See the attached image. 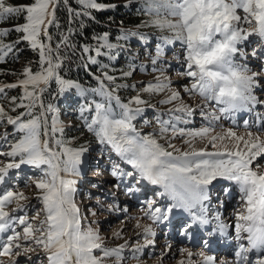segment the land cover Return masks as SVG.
I'll return each instance as SVG.
<instances>
[{"label":"snow or ice","instance_id":"6c2138e0","mask_svg":"<svg viewBox=\"0 0 264 264\" xmlns=\"http://www.w3.org/2000/svg\"><path fill=\"white\" fill-rule=\"evenodd\" d=\"M140 2L143 6L140 11L150 17L144 26L166 30L169 35L159 37L156 54L151 57L152 71L157 73L154 80L144 84L125 102L118 94L119 89H135L136 85L116 81L133 76L137 70L146 71L143 65L137 67L130 61L128 70H121L119 77L105 71L108 65H101L100 74L95 77L97 87L85 88L77 81L65 79L57 72L63 59L58 53L61 46L68 47V36L61 34L60 43L55 48L41 39L43 36L51 40L49 26L56 24L57 0H32L20 5L0 0V21L24 20L12 28L0 29V62L9 57L17 59L21 51L18 45L22 42H27L39 54L37 70L33 71V62L29 61L20 74L23 78L16 83L0 84V94L6 89L21 87L23 94L16 107L25 109L12 116L0 105V123L13 126V133L5 131L0 134V146L7 145L8 148L0 151V156L11 158L10 162L0 163V185L9 181L11 170H19L22 165L30 166L38 173V178L29 177L24 185L25 188H35L34 196L14 190L18 187L15 184L0 191V258H7L0 259V264H19L20 257H25L28 264H126V250L140 264V255L155 245L156 228L170 223L177 210L187 218L179 228V235L187 236L193 226L203 227L213 220L216 227L208 233L209 238L216 233L223 235L229 225L221 221L218 213L214 217L208 214L211 187L217 180H224L236 188L240 204L235 213V261H222L221 264H264V171L259 170V165L253 168L258 158H264V116L258 117L260 123L255 132L249 130L238 135L231 128L223 133L214 130V125L222 117H234L237 112L264 106V100L254 94L258 74L251 72L247 63L249 56L264 63L261 54L264 50V0ZM63 3L70 20L92 17L94 11L117 7L98 0H74L77 7H72L70 0H63ZM80 27H84L83 23ZM13 31L20 34L18 39L4 43L3 38ZM253 36L260 43L249 53L241 45ZM130 37L147 40L143 33L121 28L116 43L110 42L109 33L105 32L94 37L98 47L84 45L82 52L108 55L102 49H123L119 41H127ZM175 41L181 43L184 54L183 71L179 75L190 81L183 86V91L199 98L196 108L184 103L180 91L172 88L165 67H157L164 55V47ZM71 47L75 50L76 45ZM237 57L245 62L238 63ZM87 60L97 63L93 55H87ZM50 81L57 86L53 95L60 96L75 89L82 98V103L74 111L79 113L80 127L101 147V155L107 154L110 175L118 181L131 178L136 182V186L126 188L125 194L132 195L139 190V185L147 183L158 186L157 195L166 200L164 205L147 202L143 215L151 221L149 224H141L139 217H131L136 221L133 226L136 231L123 243L106 246V237L100 235V228L92 227L98 221H87L85 226L87 217L82 214L75 197L83 157L89 147L87 144L72 147L76 138L65 136V126L54 115L57 109L51 103L45 107L42 102L41 94L47 91ZM145 93H168L158 103L172 105L156 112L155 127L150 132H142L136 124L145 111L142 105L155 107L142 99ZM89 96L93 98L89 99ZM16 100L17 97L11 98L12 103ZM37 108L39 110L35 111ZM197 109L208 121L207 125L198 129L180 127V124L189 123L187 118L192 117ZM49 113H53L50 124ZM149 123L144 120L145 125ZM177 138L187 146L184 150L171 143ZM197 140L204 146L196 147ZM101 174L98 169L96 175ZM16 175H20L19 171ZM224 191L229 194L230 188ZM33 199L37 204L31 203ZM13 204L15 206L10 207ZM97 204L98 210H105L99 198ZM33 210L34 214L29 215ZM106 211L126 212L127 209L122 210L113 203L107 205ZM96 214L97 211L91 212L93 216ZM123 232L122 223V227L112 233V239H122ZM133 238L136 243H131ZM209 243L210 240H205V247ZM170 250L171 245L166 246L161 257ZM185 251L180 249L181 253ZM253 251L256 252L255 259L249 256ZM187 256L191 259L193 253L187 251ZM199 256L201 260L193 264H214L212 255L201 252ZM180 264L184 262L180 261Z\"/></svg>","mask_w":264,"mask_h":264},{"label":"rangeland","instance_id":"374dc122","mask_svg":"<svg viewBox=\"0 0 264 264\" xmlns=\"http://www.w3.org/2000/svg\"><path fill=\"white\" fill-rule=\"evenodd\" d=\"M59 0H57L58 2ZM118 1V0H117ZM8 3L13 5L20 4H28L30 2H21L19 4L13 3V0H7ZM119 3L125 4L127 6L126 11H124V15L136 14V18L139 19V23L136 27L133 25L127 26L124 22H119L118 25H115L119 32H117V36L120 34V29H127L131 31H137L139 33H143L146 37V41H141L139 37H130L127 41L120 40L121 45H123V49H115L119 52V55L114 59V66H117V70L115 73L108 72L110 75H114L119 77L121 70H128V64L130 61L134 62V64L139 67L143 65L146 71L137 70L133 76L126 79H117L116 83L118 84H126L132 85L135 84L136 88L133 89L131 87H125L119 89L118 94L120 95L122 101H127L131 98V96L136 95V92L139 88L143 87L149 81L154 80V76L157 73L152 71L151 65V57L155 56V46L160 42L159 37L169 35V33L165 31H161L156 29L155 27L148 25L144 26V22L150 19V17L144 15L140 9L143 7L140 0H121ZM19 20V19H18ZM13 22V23H11ZM24 23L23 18L20 21L17 19H11L7 21H0V29L12 28L17 23ZM20 34L16 32H10L9 35L5 36L4 43H11L18 39ZM11 36V37H10ZM8 37V38H7ZM10 37V38H9ZM42 39V37H41ZM42 42L48 44L49 46L55 48L51 43V40L42 39ZM126 42V44L124 43ZM60 43V42H59ZM58 43V44H59ZM259 40L257 37H250L247 43L241 45L247 52H251L253 48H257L259 45ZM21 51L18 54L17 59H13L9 57L6 61L0 62V64H5L6 66L2 68L0 71V84H10L16 83L19 78H23L20 74L25 66L28 65L29 61H32V69L33 71L38 69L37 61L39 60V54L36 51H33L27 44V42H22L18 45ZM63 49V46L60 47L59 51ZM261 54L264 55V50L261 51ZM60 55V54H59ZM183 49L181 43L179 41H175L170 45H166L164 47V55L160 57L159 63L157 67L164 66L165 67V75L172 81V88L179 90L181 93V98L184 103L189 104L193 108H196V105L199 103V98L189 96L187 93L183 91V86L190 83V81L186 78H183L179 75L181 71H183L182 61H183ZM238 63L245 62L241 58L237 57ZM248 67L251 72H255L258 74L257 76V86L254 89V94L260 99L264 100V63L259 59H254L251 56L247 59ZM60 68L64 69L66 65H63L62 60L60 61ZM1 69V67H0ZM59 69H57V72ZM106 71V70H105ZM15 73V74H11ZM61 75V73H59ZM99 74H95V77ZM62 76V75H61ZM68 79V78H65ZM73 80V79H70ZM96 80V79H95ZM75 81V80H74ZM81 84V83H80ZM85 88L97 87L98 81L92 82L88 80L86 84H81ZM57 86L54 81H50L47 86V91L42 93V102L45 107L48 103H51L57 109L56 115L59 121L65 126V136L66 137H75L76 139L72 143V147H80L81 145L87 144L89 147V151L83 157V164L81 166V177L77 180V194H76V202L80 206L82 214L87 217L85 221V226H87V221H98V224H93L92 227L100 228V235L102 237H106L105 244L106 246H115L116 244L123 243L125 239H129L133 236V233L136 231L134 229V224L136 223L135 219H130L131 217H139L141 220V224H149L151 221L147 220L143 213L145 209H147L148 201H155L157 205H164L166 200L165 198H161L157 195L160 189L158 187H151L145 189L144 185L141 184L138 186L139 190L134 192L132 195H126V188L136 186V182L131 180V178H125L123 181H118L116 178L110 175V164L109 158L107 154L101 155V147L96 144L94 138L88 133L85 129L80 127L82 123L79 119V113L74 111V109L78 108L80 103H82V98L77 95L75 89H70L66 93L60 96H55L53 93H56ZM23 94V89L21 87L6 89L5 93L0 94V105L4 106L6 111H8L9 115L16 116L20 112L25 111L23 107H16V104L20 103L19 97ZM168 93H161L155 95L142 94V99L147 100L149 104L155 105V107H145V111L142 114V117H138L136 124L137 127L142 132H150L153 127H155L154 116L157 111H164L172 105H161L158 103L159 100L163 99ZM12 97H17L15 103L11 102ZM93 97L89 96V99ZM27 103V100L24 101ZM179 103V101H177ZM135 106V105H133ZM12 108H15V111H11ZM37 108L35 111H38ZM252 115L250 113H242V116L238 117H222L216 124L214 125V130L217 133H223L226 129L231 128L238 135L240 132L245 134L247 131L251 130L255 132L257 127H255L257 123L256 117L264 116V106H256L252 111ZM258 115V116H257ZM53 113H49L47 119L49 124L51 123ZM167 119V117H164ZM22 119H26L23 117ZM189 123L180 124V127H184L186 129H198L205 125H207L208 121L205 120L201 115L199 109L195 111V114L192 117L187 118ZM144 120L150 121L148 125L144 124ZM232 120H236V125H231L230 122ZM250 120L248 123L251 125H245V121ZM259 122V121H258ZM5 131L8 133H13V126L7 125L6 123H0V134H3ZM59 135V134H57ZM11 139V137H10ZM161 143H165V140H161ZM171 143L175 144L177 147L184 150L187 146L182 143L180 138L173 139ZM230 145V142H227ZM196 147H203L204 145L197 140ZM7 145L0 146V151H7ZM211 150V149H209ZM115 159V157H113ZM11 158L0 156V163L10 162ZM259 165V170L264 171V158H258L256 162L253 164V168ZM102 172L101 175H96L97 170ZM19 171L20 175L17 176L16 172ZM29 177L33 179L38 178V173L32 169L30 166L22 165L19 170H11V177L9 181L0 185V191L6 190L9 187H12L13 184L18 185L14 190L24 191L28 196H34L35 188L29 187L25 188V182ZM96 184L98 187H93ZM119 185V187H117ZM231 188L229 195L225 194L224 189ZM100 199L104 204L105 210H98L99 205L97 204V199ZM163 201V202H162ZM221 202H223L221 204ZM33 205L37 204V201L34 199L31 201ZM116 204L120 209H127V211L120 212H108L106 211L108 204ZM15 205H11L10 207H14ZM221 206V207H220ZM240 207L239 204V194L236 188L230 185L228 182L224 180H217L213 183L211 187V200L208 204V211L211 213H220L219 216L223 222L230 223L228 217L232 215L231 218H235V210ZM212 210V211H211ZM215 210V211H214ZM218 210V211H217ZM92 211H97L95 216L91 215ZM34 214V210L29 213V215ZM226 214V215H225ZM230 214V215H229ZM214 214H212L213 216ZM225 219V220H224ZM181 220H183L181 222ZM180 222L173 231L176 234V238L172 242H167L172 238L171 235H168V225L167 223L161 224L156 228L157 235L155 239V245L153 247H149L147 249V253H152L151 255L147 253H142L139 257L140 264H180L181 259L184 258L186 251L181 253L180 249H190L193 247H200V240L202 238V234H199L198 242L195 245H190V239L187 236L179 235L180 226L187 222V219L181 218ZM233 222V221H232ZM123 223L124 232L122 239H112V233L121 228ZM230 233H232L233 225H230ZM211 229V224L208 226L209 232ZM168 235V236H167ZM167 236V237H166ZM164 238V239H163ZM166 239V240H165ZM173 239V238H172ZM131 243H136V240L133 238ZM169 244H172L173 249L171 251L165 253L163 257H161V253L164 251L165 247ZM180 246V247H179ZM191 246V247H190ZM99 254V253H97ZM126 255L128 259L126 264H137L136 259L131 257V253L126 250ZM228 256L233 258V254L229 253ZM7 260L6 257L0 258ZM19 264H28V261L25 257H20ZM38 264V262H37ZM186 264V262H184ZM193 264V263H192Z\"/></svg>","mask_w":264,"mask_h":264},{"label":"trees","instance_id":"16d2710c","mask_svg":"<svg viewBox=\"0 0 264 264\" xmlns=\"http://www.w3.org/2000/svg\"><path fill=\"white\" fill-rule=\"evenodd\" d=\"M31 0H13V3L19 4L21 2H30ZM121 1V0H118ZM117 0H98L100 3L104 4H115V8H106L102 11H94L92 17H79L75 20L69 19V13L65 7L63 0L58 1V8L55 12L56 24L49 26V34L51 36V43L56 46L61 39V34L68 36V47H64L58 54H60L63 59V65H66L64 69L59 68V73H61L63 78L73 79L81 84H86L88 80L96 82L94 79L95 74H100L98 71L101 65H108L105 69L106 71L115 73L117 66H114V59L110 57H116L119 55L117 50H107L102 49V52H108V55H97L95 51L88 54L82 52V46L90 45L93 48L98 47L97 41L94 39L96 35H102L105 32L109 33L110 42H117V32H119L115 25L119 22H124L125 25L134 27L139 23V19L136 18V14L124 15L127 6L125 4L119 3ZM72 7H77L74 0H70ZM20 18L17 21L21 22ZM13 23V22H11ZM17 23V22H15ZM83 23L84 27L81 28L80 25ZM71 29V32H69ZM11 37V36H10ZM9 37V38H10ZM8 38V37H7ZM42 39L46 40L42 36ZM120 43V41H119ZM126 44V42H124ZM76 45L75 50L71 47ZM87 55L96 56L97 63L92 64L87 60ZM87 65V67H85ZM5 64H0V71Z\"/></svg>","mask_w":264,"mask_h":264},{"label":"bare ground","instance_id":"6f19581e","mask_svg":"<svg viewBox=\"0 0 264 264\" xmlns=\"http://www.w3.org/2000/svg\"><path fill=\"white\" fill-rule=\"evenodd\" d=\"M258 88V86H257ZM264 95V94H263ZM250 113V116L252 115V112L251 111H241V112H237L235 113L234 117H238V116H242V113ZM258 116V115H257ZM256 120H257V123L255 125L256 126H259V123L260 121L258 120V117H256ZM250 120H248L249 122ZM259 121V122H258ZM230 124L232 125H236V120H232L230 122ZM246 125V124H245ZM248 125H250L248 123ZM251 126V125H250ZM239 135H244L240 132ZM145 189L147 188H151L153 185H149L147 183H144L143 184ZM153 187H158V186H153ZM159 188V187H158ZM231 189V188H230ZM229 195V194H228ZM162 198V197H161ZM163 202V201H162ZM209 204V202H208ZM221 207V206H220ZM212 211V210H211ZM215 211V210H214ZM218 211V210H217ZM237 211V209L235 210ZM221 213V212H220ZM219 213V214H220ZM236 213V212H234ZM208 214L210 217H214L217 213H211L208 211ZM212 214H214L212 216ZM226 215V214H225ZM230 215V214H229ZM232 215L230 217H228V220H230V223H226V224H230V225H233V230H232V233H230V227H228V230L225 234L223 235H220L219 233H216L214 234L211 238H209L208 236V233L214 228L216 227V221L213 220L211 224V227L212 229L209 231V232H206V229L208 228V226L210 225H206V226H199V225H196V226H193L190 230V234L187 235V237L189 239H192L194 238L195 236L199 235V234H202V238L200 240V243H201V246L200 247H193V248H186L187 251H191L193 253V256L191 257V259L188 258L187 256V251H186V254L184 256L183 259H181L180 261H183V262H186V264H192L194 261H200L201 260V257L199 256V253L201 252H204L206 255H212L215 259H214V264H221L222 261H229V262H234L235 261V251H236V247H237V242L235 240V218H231ZM181 218L183 219H187L186 218V214L180 212L179 210L175 211L173 214H172V219H171V222H166L167 225H168V235H171L172 238L169 239L167 242H172L175 238H176V234L175 232L173 231V229H175L178 225V222H180ZM221 219V218H220ZM225 220V219H224ZM183 220H181L182 222ZM222 221V219H221ZM233 221V222H232ZM208 230V229H207ZM167 235V236H168ZM166 236V237H167ZM164 239V238H163ZM166 240V239H165ZM205 240H210V243L208 244L207 247H205ZM217 241V246L214 245V242ZM173 243V242H172ZM246 243V242H245ZM171 245L172 247V244H169ZM223 246V245H228V249H225V248H220V246ZM180 247V246H179ZM191 247V246H190ZM173 249V248H171ZM171 251V250H170ZM228 252H231V254H233V258H231L230 256H228ZM254 252V251H253ZM252 253V252H251ZM251 253H249V256L251 258ZM178 261V262H180Z\"/></svg>","mask_w":264,"mask_h":264}]
</instances>
